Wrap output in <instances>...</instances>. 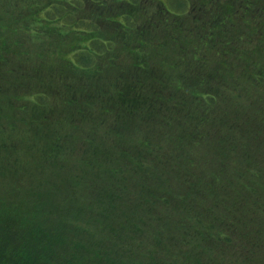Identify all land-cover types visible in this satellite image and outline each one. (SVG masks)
Segmentation results:
<instances>
[{
    "label": "trees",
    "instance_id": "1",
    "mask_svg": "<svg viewBox=\"0 0 264 264\" xmlns=\"http://www.w3.org/2000/svg\"><path fill=\"white\" fill-rule=\"evenodd\" d=\"M183 2L0 0V264H264V212L211 201L264 189L219 130L263 151L264 0Z\"/></svg>",
    "mask_w": 264,
    "mask_h": 264
},
{
    "label": "rangeland",
    "instance_id": "2",
    "mask_svg": "<svg viewBox=\"0 0 264 264\" xmlns=\"http://www.w3.org/2000/svg\"><path fill=\"white\" fill-rule=\"evenodd\" d=\"M160 1L166 4L168 8L170 7L169 9L173 11V13H180L183 9H185L182 7V4H184L183 2L184 0H160ZM184 41H185V38L183 39V42ZM206 50L207 49L202 50L203 51L202 54H205V57H204L205 60L209 63L216 64L217 60L215 56L212 53H208V51ZM151 55L152 54H149L148 55L149 58L147 59L152 60ZM212 56H214V58ZM119 62L121 63V66L122 65H124V67L128 66L129 64L128 57L124 56V57L119 58ZM194 71L196 72L198 71V69L194 68ZM173 73L174 71L172 70H164L163 72L158 71L157 75L163 77L165 81H167ZM233 89H235L234 92L236 93V95H240L243 92V85L237 86ZM209 90L210 89H208V91ZM217 97L224 101V100H227L228 95H224L220 93V94H217ZM242 98H244V96ZM225 103H226L225 110L232 107V106L227 105V101H225ZM220 115L221 116L219 117L221 118V120L224 121V123L225 122L228 123V125H224V123L222 122L221 123L222 129L219 127L220 132H222V136L225 137L226 139L228 138L230 142H234L237 145L236 150L232 152L228 150L227 161L232 162V163L230 164V166L228 165L227 167H222L223 175L221 174V177H220L222 179L221 181H224L225 183L230 182V180L226 179L228 177H231L232 179L233 177V174L229 175L230 170L241 169L243 171L242 173H245L246 168H249V167L255 168L254 165H257L258 168H260L264 174V148H263V151L260 150L261 149L260 144L263 138L261 136L254 135L255 133H254V128L252 124L249 126H246L243 124V121L244 120L246 121L248 117H246V115L242 117L237 113L236 114L230 113L228 115L221 113ZM233 117L236 118L240 122V124L237 125ZM242 124L243 126H241ZM230 125H234V127L240 130H236V132H233L231 128L229 127ZM174 126L182 130L184 129L183 127L185 126V122H176ZM182 131L184 132L185 130H182ZM215 131H218L216 127H215ZM172 132L174 131L172 130ZM166 145H172V144H166ZM194 149L197 152L201 153L198 149L196 148ZM196 155H199V154H196ZM240 158L242 161L239 160ZM210 161L212 162V157L209 158V160H205V163L210 167L220 168V164H218L217 166H213ZM23 166L24 168L29 170L27 172L32 171L34 173L33 176L28 175L27 177L28 182L35 183L33 179L35 178L36 172L33 171L31 169L32 167H30L27 163H24ZM214 170L216 169L214 168L211 171H214ZM263 178H264V175H263ZM233 181L236 182L237 178H235ZM262 183L264 184L263 180H262ZM210 184H214L213 190L217 189V186H218L217 183L211 182ZM207 192L210 198V191L208 187H207ZM230 192L231 193H228L227 189H224L222 187L218 189L217 191L212 192V195L214 198L211 199V201L213 202L212 205H214V207L216 208L214 212H216V210L220 211L221 208H227L233 212H241L244 209H245L244 212H255V210L259 212V214L261 211L264 212V189L262 190V188H260L258 185L253 184L250 186V190L240 191L243 194L242 196L238 195L237 192H234V191H230ZM257 201H259L260 203L259 206H257ZM190 208L192 210H195V207H193V205ZM222 212H226V210ZM225 256L228 258L231 255L229 256L225 255Z\"/></svg>",
    "mask_w": 264,
    "mask_h": 264
}]
</instances>
